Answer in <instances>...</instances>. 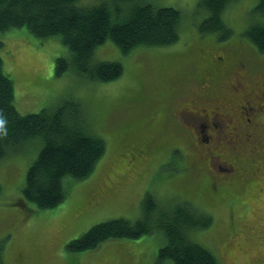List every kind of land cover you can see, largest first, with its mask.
I'll list each match as a JSON object with an SVG mask.
<instances>
[{
	"label": "rangeland",
	"instance_id": "obj_1",
	"mask_svg": "<svg viewBox=\"0 0 264 264\" xmlns=\"http://www.w3.org/2000/svg\"><path fill=\"white\" fill-rule=\"evenodd\" d=\"M146 1L180 11L179 40L127 54L110 41L99 45L94 61H115L123 67L119 78L106 83L77 72L58 35L38 38L25 28L0 35L3 71L13 82L17 111L36 113L73 103L85 131L101 137L105 145L93 172L81 180L64 178L62 203L46 210L37 209L21 193L42 142L26 141L0 160V264H155L165 244L159 232L110 240L90 251L70 252L66 247L98 223L119 217L135 220L146 196L162 207L189 202L209 214L210 224L193 238L221 264H264V163L239 155L246 145L238 135L243 131L239 109L226 107L205 122L202 109L191 108L195 120H175L177 109L196 101L184 93L199 73L204 52V57L213 51L223 58L229 52L230 60L247 57L246 75L264 81V54L242 36L257 0H237L227 7L224 19L233 33L224 40L199 31L207 15L199 0ZM58 59L67 66L57 74ZM262 105L259 138L264 141V101ZM204 122L216 126L201 133ZM149 139L148 153L134 161L131 144ZM224 162L243 168L241 177L235 176L236 169L227 175L218 172L226 168ZM242 178L247 184L237 187Z\"/></svg>",
	"mask_w": 264,
	"mask_h": 264
},
{
	"label": "trees",
	"instance_id": "obj_2",
	"mask_svg": "<svg viewBox=\"0 0 264 264\" xmlns=\"http://www.w3.org/2000/svg\"><path fill=\"white\" fill-rule=\"evenodd\" d=\"M236 1L199 0V7L207 14L199 31L216 34L222 40L229 38L233 31L224 19V11ZM180 22L181 13L177 9L157 7L146 0H0V35L17 28H25L38 38L58 35L70 50L77 72L104 83L119 78L123 67L115 61H94L99 45L110 41L122 54L143 46H169L179 40ZM242 36L259 54H264V0H257L253 5L250 22ZM227 53L223 54L229 58ZM242 59L249 61L247 57ZM57 63L58 74L67 62L58 59ZM75 108V104L66 103L54 110L19 113L14 106L13 82L4 73L0 56V160L19 144L36 139L43 141L26 171L21 190L22 196L37 209H52L62 203L63 179H85L104 153L103 139L85 131L84 121ZM247 147V144L243 146L239 155L249 156ZM235 168V176L241 177L244 169ZM244 181L242 178L237 187L246 185ZM232 191L237 193V188ZM210 222L209 214L198 211L189 202L162 207L152 196H146L135 220L119 217L98 223L66 247L70 252L90 251L110 240L138 239L159 232L165 244L159 249L155 264L165 261L221 264L210 250L193 238L194 232L205 229Z\"/></svg>",
	"mask_w": 264,
	"mask_h": 264
},
{
	"label": "flooded vegetation",
	"instance_id": "obj_3",
	"mask_svg": "<svg viewBox=\"0 0 264 264\" xmlns=\"http://www.w3.org/2000/svg\"><path fill=\"white\" fill-rule=\"evenodd\" d=\"M213 53L202 58L200 68L196 67V70L199 68V73L192 76L193 85L184 93V96L189 95L190 98H194L196 101L190 104V108L181 107L177 109L175 120L178 124L184 118L195 120V112L191 108H198L202 109L201 112L204 113L205 122H211L213 116L218 115V111H224L226 107H235L239 109L237 113L240 114L239 117L243 122L241 123L243 131L239 129L238 135L242 136L248 145L250 159L254 162V159L258 158L255 163L261 162L263 164L264 141L261 139V135L259 138V116L264 101V81L246 75L244 68L248 64L247 60L241 58L239 61L234 62L228 57L223 58ZM215 85H218V87H215ZM195 103L200 104L201 107L199 108ZM204 108H213V111L205 113ZM186 109H189V111ZM253 109L258 113L254 115ZM207 117H209V120L206 119ZM205 122L200 124L201 133L205 132L209 126H216L214 122L211 124ZM186 124L192 128V132L198 137L195 128L188 123ZM204 137L207 138V135H204ZM151 141V139L144 140L131 149V151H134V161H138L148 153L151 145L149 142ZM233 148L239 149L237 147ZM224 165L225 169L218 168V172H221L222 175H227L229 172L232 174L236 169L233 163L224 162Z\"/></svg>",
	"mask_w": 264,
	"mask_h": 264
},
{
	"label": "bare ground",
	"instance_id": "obj_4",
	"mask_svg": "<svg viewBox=\"0 0 264 264\" xmlns=\"http://www.w3.org/2000/svg\"><path fill=\"white\" fill-rule=\"evenodd\" d=\"M23 23V22H22ZM1 38V37H0ZM8 41V40H7ZM88 129V128H87ZM86 133V132H85ZM94 134V133H93ZM21 140V139H20ZM23 140V139H22ZM42 140H44V139H42ZM43 142V141H42ZM20 145V144H19Z\"/></svg>",
	"mask_w": 264,
	"mask_h": 264
}]
</instances>
